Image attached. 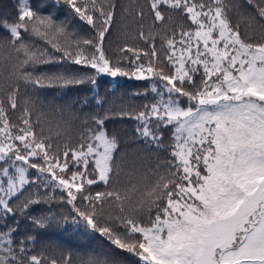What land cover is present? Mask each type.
Listing matches in <instances>:
<instances>
[{
	"label": "trees",
	"instance_id": "obj_1",
	"mask_svg": "<svg viewBox=\"0 0 264 264\" xmlns=\"http://www.w3.org/2000/svg\"><path fill=\"white\" fill-rule=\"evenodd\" d=\"M189 4L264 46V0H0V264H149L144 230L199 180L175 121L153 111L180 116L224 82ZM100 54L124 77L114 87L91 65ZM177 65L194 69L170 80ZM219 100L195 120L239 142L264 130V107Z\"/></svg>",
	"mask_w": 264,
	"mask_h": 264
},
{
	"label": "rangeland",
	"instance_id": "obj_2",
	"mask_svg": "<svg viewBox=\"0 0 264 264\" xmlns=\"http://www.w3.org/2000/svg\"><path fill=\"white\" fill-rule=\"evenodd\" d=\"M158 1L178 5V0H153V4ZM186 10L193 19L208 24L209 29L198 31V36L203 42H212L209 71L222 72L224 82L216 83L218 95L209 90L208 96H200L196 106L180 116L172 109L153 111L175 121L177 158L188 175L194 173L199 180L195 184L190 180L181 198L171 201L165 215L146 227L144 247L149 252L143 260L149 264H264V130L251 131L244 142H239L226 129L195 120L201 103L213 106L220 98L246 100L264 107V46L243 43L217 11H201L193 4ZM215 31L217 34L211 33ZM198 40L196 35L192 38L194 45ZM200 61L208 70L207 60ZM91 65L98 74L108 77L112 87L124 78L102 54ZM180 65L170 80L194 69ZM150 75L148 68L136 71L132 77ZM208 140L211 143H205ZM199 156L204 171L195 167ZM101 170L105 171L104 164ZM28 178H18L17 186ZM69 184L67 179L62 186Z\"/></svg>",
	"mask_w": 264,
	"mask_h": 264
}]
</instances>
